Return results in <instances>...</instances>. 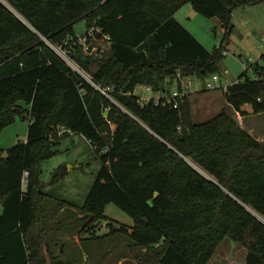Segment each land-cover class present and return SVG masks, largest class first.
Masks as SVG:
<instances>
[{"label":"trees","instance_id":"trees-1","mask_svg":"<svg viewBox=\"0 0 264 264\" xmlns=\"http://www.w3.org/2000/svg\"><path fill=\"white\" fill-rule=\"evenodd\" d=\"M188 2L219 19L221 46L208 49L175 16ZM260 2L0 0V132L17 115L29 118L27 140L0 149V264H59L45 233L41 166L72 133L88 139L103 162L80 207L89 219L84 230L96 232L94 223L109 220L106 207L114 203L133 224L108 225L132 240L139 264H208L227 237L245 247L246 264H264V142L228 108L196 122L189 96L174 107L156 105L154 97L142 105L135 94L141 85L155 95L169 92L178 73L216 74L233 10ZM79 20L86 22L84 35L93 28L108 37L103 57L82 50ZM50 43L70 51L96 83L113 85L118 104ZM261 59L251 66L255 77L244 72L224 90L242 114L245 104L264 112V52ZM59 126L67 131L52 138ZM67 172L62 164L53 179Z\"/></svg>","mask_w":264,"mask_h":264},{"label":"rangeland","instance_id":"rangeland-1","mask_svg":"<svg viewBox=\"0 0 264 264\" xmlns=\"http://www.w3.org/2000/svg\"><path fill=\"white\" fill-rule=\"evenodd\" d=\"M175 16L208 49L213 50L221 46L225 30L217 17L204 16L197 12L190 2L184 4ZM231 25L229 39L224 43L227 53L217 72L221 78L220 86L233 84L244 72L252 78L255 77L253 68L245 65L244 61L248 60L249 66L256 62L262 63L264 2L236 7L232 13ZM85 27V20H79L75 24L82 50L85 53H94L98 58L103 57L109 49L108 40L95 36L94 29L93 34L85 39ZM210 79L211 77L184 79L186 82L191 81L192 92L189 97L192 101L194 120L207 121L222 108H228L241 128L258 141L264 142V112H254L250 104L243 106L246 109L245 114L236 112L225 100L222 88L206 92V82ZM170 84L167 85L168 89L178 88V82L175 80ZM135 94L155 96L153 91H147L141 86L135 89ZM105 97L111 101V93ZM28 124L29 118L17 115L15 121L0 132V149L6 150L14 144L26 141ZM65 132L59 126L55 128L52 138L56 135L61 137ZM54 149L55 153L42 163L41 179L44 183L43 190L47 193L43 220L45 233L55 261L59 264H139L135 258L138 250L133 247L132 240L123 232L115 233L108 225L109 220L114 223L115 228L133 224V218L116 204H107L106 215L109 220L96 221V232L84 230V225L89 219L82 218L80 207L103 166L93 145L84 136L72 133L63 137ZM62 164L67 166L68 172L62 178L54 180L53 173ZM246 254L245 247L227 237L220 243L208 264H246Z\"/></svg>","mask_w":264,"mask_h":264},{"label":"built area","instance_id":"built-area-1","mask_svg":"<svg viewBox=\"0 0 264 264\" xmlns=\"http://www.w3.org/2000/svg\"><path fill=\"white\" fill-rule=\"evenodd\" d=\"M93 28H91L92 30ZM93 34V30L89 31L86 33V35H84V38L87 39L88 36ZM106 38L108 39V37L106 36ZM105 38V39H106ZM262 45H264V37L262 39ZM50 46L55 50V52L67 63L69 64L74 70H76L77 72H79L83 77H85L87 80H89L91 82V84L93 86H95L96 89L99 90V92L104 95V96H109V94L111 93V101L114 103H117V101L115 100L114 96H113V92L115 90V87L113 85H108L105 87H102L101 85H99L98 83H96L93 80L92 75L87 72L85 69H83L81 67V65L71 56L70 51L65 50L63 48V46L61 45H57V44H52L50 43ZM90 53V52H89ZM227 51L224 52V54L226 55ZM92 54V53H91ZM244 64L249 66V61L245 60ZM185 77L190 78L191 76H183L181 73L177 74V78H175V81L178 82V88H174L173 90H170L169 92H163L160 94H157L155 96H151V97H147V96H140V103L142 105L146 104L152 97H154V102L156 105L162 103V104H172L174 107H178L179 106V101L181 99H183L185 96H189V94L192 92L191 91V81H185ZM211 79L208 80L206 82V89L207 90H217L220 87L219 85V80L220 77L219 75L213 74L210 76ZM141 87H145L147 91H151V88L149 86L146 85H141ZM224 89H227V86L223 87ZM222 88V89H223ZM118 104V103H117ZM63 128L65 131H67L66 128ZM28 176V172L25 173V177ZM27 182V179H24V183Z\"/></svg>","mask_w":264,"mask_h":264},{"label":"crops","instance_id":"crops-1","mask_svg":"<svg viewBox=\"0 0 264 264\" xmlns=\"http://www.w3.org/2000/svg\"><path fill=\"white\" fill-rule=\"evenodd\" d=\"M194 77H195V76H194ZM220 80H221V78H220ZM171 84H172V83H171ZM171 84H170V85H171ZM219 85H220V84H219ZM221 86H222V88L225 87V85H223V84H221ZM221 86H220V87H221ZM222 90H223V93H224V90H225V89L223 88ZM210 91H216V90H208V91H206V92L208 93V92H210ZM203 92H204V91H203ZM224 98H225V97H224ZM242 109H244V110L246 111V109H245L243 106H242ZM234 110H235V109H234ZM235 111H236V110H235ZM236 112H238V111H236Z\"/></svg>","mask_w":264,"mask_h":264}]
</instances>
